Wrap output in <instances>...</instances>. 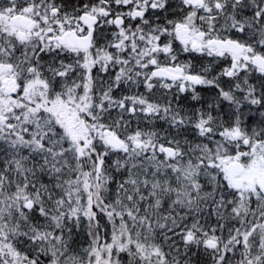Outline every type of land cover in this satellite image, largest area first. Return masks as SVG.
<instances>
[{
  "label": "snow or ice",
  "instance_id": "obj_1",
  "mask_svg": "<svg viewBox=\"0 0 264 264\" xmlns=\"http://www.w3.org/2000/svg\"><path fill=\"white\" fill-rule=\"evenodd\" d=\"M0 264H264V0H0Z\"/></svg>",
  "mask_w": 264,
  "mask_h": 264
},
{
  "label": "flooded vegetation",
  "instance_id": "obj_2",
  "mask_svg": "<svg viewBox=\"0 0 264 264\" xmlns=\"http://www.w3.org/2000/svg\"><path fill=\"white\" fill-rule=\"evenodd\" d=\"M182 59H184V57H182ZM208 62H209V58H204L203 63H208ZM198 63H199V61H198ZM225 63H226V61L222 60L220 62V66H223ZM215 70L218 71L219 70V67H217ZM198 91H200L203 96H209V95H211V90H206V89H203V88H198Z\"/></svg>",
  "mask_w": 264,
  "mask_h": 264
},
{
  "label": "rangeland",
  "instance_id": "obj_3",
  "mask_svg": "<svg viewBox=\"0 0 264 264\" xmlns=\"http://www.w3.org/2000/svg\"><path fill=\"white\" fill-rule=\"evenodd\" d=\"M80 239H81V241H83V240H86V237H81Z\"/></svg>",
  "mask_w": 264,
  "mask_h": 264
},
{
  "label": "trees",
  "instance_id": "obj_4",
  "mask_svg": "<svg viewBox=\"0 0 264 264\" xmlns=\"http://www.w3.org/2000/svg\"><path fill=\"white\" fill-rule=\"evenodd\" d=\"M141 91H143V89H141ZM160 127L162 128L163 127V125H160ZM86 246V245H85Z\"/></svg>",
  "mask_w": 264,
  "mask_h": 264
}]
</instances>
